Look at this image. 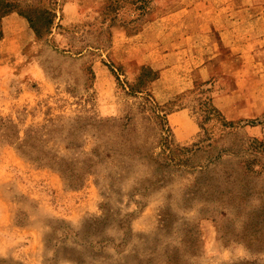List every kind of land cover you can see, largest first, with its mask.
I'll use <instances>...</instances> for the list:
<instances>
[{
	"label": "rangeland",
	"instance_id": "rangeland-1",
	"mask_svg": "<svg viewBox=\"0 0 264 264\" xmlns=\"http://www.w3.org/2000/svg\"><path fill=\"white\" fill-rule=\"evenodd\" d=\"M69 1L13 0L55 23L0 38V264H264V33L246 82L248 59L224 50L216 83L171 99L197 124L211 89L233 128L215 119L179 143L145 100L168 104L157 83L130 94L142 65L115 39L174 0H82L73 19Z\"/></svg>",
	"mask_w": 264,
	"mask_h": 264
},
{
	"label": "crops",
	"instance_id": "crops-1",
	"mask_svg": "<svg viewBox=\"0 0 264 264\" xmlns=\"http://www.w3.org/2000/svg\"><path fill=\"white\" fill-rule=\"evenodd\" d=\"M80 1L70 0L67 4V10L73 13L72 19L79 16ZM88 1L93 5L97 3ZM170 4L167 15L151 19L138 34L115 37L119 51L128 59L140 65H151L159 72L158 95L169 101L193 89L198 82L215 79L218 57L224 55V50L248 59L235 73L246 82L249 72L245 68L256 63L253 55L256 32L264 33V0H174ZM10 22L25 23L16 15L8 16L3 21L5 33L9 31ZM27 32L34 37L28 25ZM220 97L230 103L227 94ZM169 121L175 127L179 143L189 141L198 132L187 110L171 114Z\"/></svg>",
	"mask_w": 264,
	"mask_h": 264
},
{
	"label": "trees",
	"instance_id": "trees-1",
	"mask_svg": "<svg viewBox=\"0 0 264 264\" xmlns=\"http://www.w3.org/2000/svg\"><path fill=\"white\" fill-rule=\"evenodd\" d=\"M140 2H142V0ZM143 2L152 3V1L149 2L147 0H143ZM143 8H145V6L140 7V9ZM154 13V8L151 5V9L142 13V16L140 17L141 19H138L141 22V26L150 21V18L154 15ZM11 15H16L23 21H25L29 26V29L32 32L33 36L37 40H42L43 38L51 34L56 19L55 14L50 12L49 10L43 8H31L28 10H21L15 5V2H13V0H0V38H3V35L5 33L3 21L5 18ZM158 79L159 74L157 71L154 70L151 65H142V72L137 79V83L128 85L130 94L135 95L143 92L148 94V91H150V86L156 83ZM216 81L217 80L213 79L209 82H198L195 84L196 89L190 94L193 95L197 92L198 88L200 89V87H204L209 84H214L216 83ZM209 93H211V89L207 91L202 90L198 94V97H200L198 98V111H200V114H202V121L197 123L198 126L202 130H204V125L206 122L219 119V121L223 123V126L233 128L232 123H228L225 121L222 113L214 104V98L208 96ZM145 100L150 105L155 117L160 121L163 133L167 134L170 139H175L174 132L172 131L171 126L169 124V116L181 110H188L187 106H182L177 109L172 108L171 106L175 104V102H172V100L168 101V104L164 106H159V104L155 102V100L150 94ZM192 111L194 112L195 110ZM58 170H60V168H58ZM60 172L63 171L61 170ZM63 176L67 179L64 173Z\"/></svg>",
	"mask_w": 264,
	"mask_h": 264
}]
</instances>
